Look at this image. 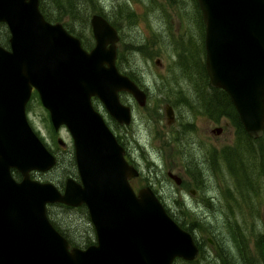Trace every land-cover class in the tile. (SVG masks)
I'll return each mask as SVG.
<instances>
[{
    "label": "water",
    "instance_id": "1",
    "mask_svg": "<svg viewBox=\"0 0 264 264\" xmlns=\"http://www.w3.org/2000/svg\"><path fill=\"white\" fill-rule=\"evenodd\" d=\"M195 1L208 84L227 96L246 136L260 139L264 0ZM88 22L93 47L86 51L61 24L44 20L38 0H0V24L8 33V50L0 47V264L190 262L197 256L191 235L172 221L148 188L134 195L128 179L136 172L91 106L90 99H97L117 124L127 125L128 109L117 94L128 93L140 107L145 96L115 67V30L98 15ZM31 88L53 129L63 126L72 140L80 184L67 179L62 193L29 177L55 164L25 118ZM170 114L166 108L168 121ZM47 204L83 205L95 244L71 247L49 223Z\"/></svg>",
    "mask_w": 264,
    "mask_h": 264
},
{
    "label": "rangeland",
    "instance_id": "2",
    "mask_svg": "<svg viewBox=\"0 0 264 264\" xmlns=\"http://www.w3.org/2000/svg\"><path fill=\"white\" fill-rule=\"evenodd\" d=\"M56 1L57 8L46 1V10L53 18L58 16L57 23L68 29L84 50L93 47L89 18L103 15L117 32V70L129 71L146 93L143 108L130 99L127 127L109 118L97 99L92 106L110 131L122 139L139 174L132 181L135 191L151 185L166 214L199 247L195 261L175 260L172 264H258L254 240L257 233H264V171L255 174L253 192L245 197L236 162L238 149L246 143L255 154L251 161L256 172L264 136L259 144L240 140L241 124L234 118V109L225 104L221 90L208 86L201 47L203 25L194 1ZM4 29L0 28V39ZM165 105L171 107H167L173 116L171 124L164 119ZM26 118L57 158L49 172H31L30 178L61 189L64 177L74 171L70 137L63 127L53 131L37 96L28 102ZM214 129H219V134L210 136L208 131ZM56 138L64 142L65 150L58 151ZM167 172L178 178L180 185L168 180ZM47 214L77 248L94 243L92 227L82 212L51 205Z\"/></svg>",
    "mask_w": 264,
    "mask_h": 264
},
{
    "label": "flooded vegetation",
    "instance_id": "3",
    "mask_svg": "<svg viewBox=\"0 0 264 264\" xmlns=\"http://www.w3.org/2000/svg\"><path fill=\"white\" fill-rule=\"evenodd\" d=\"M167 1V0H166ZM194 1V4H195V8H196V10H197V13L199 14V17H200V20H201V15H200V12H199V9H198V7H197V5H196V1L195 0H193ZM38 5H39V2H38ZM202 23V22H201ZM109 24V23H108ZM114 30H115V28L111 25V24H109ZM115 32H116V30H115ZM116 36H117V32H116ZM7 39H8V37H7ZM117 41H118V37H117ZM80 42V41H79ZM117 43V42H116ZM80 45H81V43H80ZM1 47V46H0ZM202 50H203V54H204V49H203V41H202ZM2 48H4V49H6V50H8V47L6 46V47H2ZM83 49V48H82ZM86 51H88V50H86ZM115 61H116V59H115ZM115 67H116V65H115ZM117 69V68H116ZM118 71V70H117ZM118 73L120 74V75H124V76H126L131 82H133L134 84H135V86L137 87V89L139 90V91H141L143 94H144V96H145V102H146V93L144 92V90H142L141 89V86L138 84V83H140L138 80H136L134 77H132V75H131V73L129 72V71H127L126 72V74L125 73H120L119 71H118ZM134 78V79H133ZM208 86H209V84H208ZM210 87V86H209ZM211 88V87H210ZM32 96H37V93L34 91V89H32L31 88V90H30V93H29V97H28V100L26 101V103H25V105H24V114H25V118H26V109H27V106H28V102L30 101V99L32 98ZM37 98H38V96H37ZM117 98H118V102L123 106V107H126L127 109H128V115H129V122H128V124L127 125H125V126H122V127H127V126H129V124H130V122H131V108H130V99L133 101V103L134 104H136V106L138 107V108H143L144 107V105L142 106V107H140V106H138V104L133 100V98L131 97V95H129L128 93H126V92H119L118 94H117ZM39 100V99H38ZM93 100H95V98H91L90 99V102H91V106H92V102H93ZM123 100H126V101H123ZM39 103H40V101H39ZM165 108L163 109V113H164V110L167 108V107H169V108H171L170 106H168V105H165L164 106ZM92 108H93V106H92ZM93 110L94 111H96L94 108H93ZM171 110V109H170ZM97 112V111H96ZM98 113V112H97ZM99 114V113H98ZM100 116H101V118H102V115L101 114H99ZM164 117H165V115H164ZM109 118H111V117H109ZM112 119V118H111ZM165 119V122H166V124H171L172 122H173V116H172V112H171V114H170V121H168L167 120V118L165 117L164 118ZM26 120H27V118H26ZM102 120L104 121V119L102 118ZM115 122V121H114ZM168 122H170V123H168ZM28 123V122H27ZM105 123V125H106V122H104ZM116 123V122H115ZM117 124V123H116ZM29 125V124H28ZM118 125V124H117ZM107 126V125H106ZM118 126H120V125H118ZM52 127V126H51ZM61 127H63V126H60V127H58L56 130H54L53 129V127H52V129H53V131L54 132H57L58 131V129L59 128H61ZM108 127V126H107ZM31 128V127H30ZM64 128V127H63ZM65 129V128H64ZM109 129V128H108ZM66 130V129H65ZM33 131V130H32ZM109 131H110V129H109ZM112 131V130H111ZM110 131V132H111ZM211 131L212 130H209L208 131V133H209V135L210 136H214L215 135V133H211ZM113 132V131H112ZM111 132V134L113 135V137L115 138V140H116V142H117V144L122 148V150H123V159H124V161L127 163V165H129V166H131L132 167V169H134V171L136 172V176H134V177H131L130 179H128V185H129V187L131 188V190H132V192L134 193V195H136L137 194V192L138 191H140V190H142V189H145V188H148L150 191H151V193L154 195V197L157 199V201L160 203V201H159V199H158V197L156 196V194L153 192V190L151 189V185H147V186H143V187H140L138 190H136L135 191V189H134V187H133V184H132V181L133 180H136L138 177H139V174H138V171L133 167V162L131 161V159H130V156H129V153H128V151L126 150V149H124L123 148V143H122V139L119 137V135H117V134H115L114 132V134ZM33 133H34V131H33ZM35 135H36V137L39 139V141L42 143V145H43V147L45 148V150L55 159V164H54V166L56 165V163H57V158H56V154L52 151H50V149L41 141V139L37 136V134L36 133H34ZM70 137V136H69ZM70 140H71V138H70ZM120 142H121V144H120ZM55 144H56V146H57V148H58V151H59V149H61V150H65V148H66V146H65V144H64V142H62V140L60 139V138H56V140H55ZM73 145H72V140H71V147L69 148V150H70V152H71V154H72V159H71V163L73 164V166H74V171L71 173V174H69V175H67V176H65L64 177V179H63V182H62V184H61V186H62V188L61 189H59V188H57L56 186H54L53 184V186L60 192V193H62V190H63V186H64V184H65V181L67 180V179H70V180H72V181H74L75 183H77V184H80V182H79V179H78V175H77V171H76V167H75V163H74V159H73V147H72ZM68 149V148H67ZM62 152H64V151H62ZM54 166L52 167V168H50L49 170H47L46 172H49L51 169H53L54 168ZM46 172H43V173H46ZM11 173H12V177H13V175L14 174H16V172L15 171H11ZM31 173V172H30ZM30 173H29V177H30ZM38 173V172H37ZM42 173V174H43ZM170 176L172 177V176H174V175H172V174H170V173H166V177L168 178V180H170V181H172L174 184H175V182H174V180L173 179H171L170 178ZM175 177V176H174ZM14 179H15V181H19V178H18V174H16V176L15 177H13ZM30 179H32V178H30ZM33 180V179H32ZM33 181H36V180H33ZM36 182H39V181H36ZM39 183H48V182H39ZM180 183H181V181L179 180V183L178 184H175V185H180ZM51 184V183H50ZM193 191H189V194L190 195H193ZM161 204V203H160ZM51 205H58V206H60V207H63V208H69V209H74V210H78V211H80V212H82L84 215H86L87 216V218H88V215H87V211H86V208L83 206V205H80V206H77V207H70V206H65V205H62V204H47V205H45V215H46V217H47V219H48V221H49V223L52 225V227L54 226V224L51 222V220L49 219V217H48V214H47V209H48V207L49 206H51ZM83 210H84V212H83ZM165 211V210H164ZM88 221H89V219H88ZM91 225V224H90ZM92 227V226H91ZM54 229L56 228L55 226L53 227ZM57 231V230H56ZM92 231H93V228H92ZM58 233V232H57ZM188 233V232H187ZM93 234H94V231H93ZM61 235V234H60ZM63 235V234H62ZM61 235V236H62ZM67 242H68V244L71 246V247H75V248H77L75 245H73V244H71L70 243V241L66 238V236L65 235H63L62 236ZM191 238H192V240H193V242H194V239H193V237L191 236ZM207 243L211 246L213 243L212 242H210V241H208V239H207ZM95 244V237H94V243L93 244H91V245H94ZM195 245V244H194ZM87 246H90V245H87ZM87 246H85L84 248H86ZM196 246V245H195ZM84 248H78V249H84ZM196 248H197V256H198V249H199V247H197L196 246ZM196 256V257H197ZM175 260H180V259H175ZM174 260V261H175ZM173 261V262H174ZM182 261V260H181ZM193 261H195V259L194 260H192V261H190V262H193ZM172 262V263H173ZM183 262H185V261H183ZM190 262H186V263H190Z\"/></svg>",
    "mask_w": 264,
    "mask_h": 264
},
{
    "label": "trees",
    "instance_id": "4",
    "mask_svg": "<svg viewBox=\"0 0 264 264\" xmlns=\"http://www.w3.org/2000/svg\"><path fill=\"white\" fill-rule=\"evenodd\" d=\"M46 1L48 2V4H50L53 8H57V1L56 0H38L39 5H38V9L40 14L42 15V17L44 18V20L48 23H57L58 21V16H54V18L52 16H50L49 11L46 10V8H48V4H46ZM58 10V9H55ZM98 16H101L103 18V15L99 14ZM4 27L3 24H0V28ZM68 33L69 30H66ZM4 37L2 39H0V46L1 47H6L7 46V31L6 28L4 29ZM221 95L223 97V100L225 101V104H227V106L233 111V107L231 105V103L229 102L227 96L222 92ZM234 114V118L236 120H238L237 116L235 113ZM241 126V125H240ZM240 132H241V138L240 140H245L247 142H251V141H255L258 142L263 136H264V128H263V136L260 139L257 140H251L248 136H246V134L243 132L242 127L239 128ZM260 143V141L258 142V144ZM258 159H259V166L257 171L253 172V162L251 160H253L255 158V154L254 152L248 147V145L246 143H243L242 146H240V149H238V161L236 163H238V167L236 166V168L241 172V187L242 190L244 191V196L248 197L251 196L252 192H253V182H254V178H255V174H258V171L263 172V148L260 149L258 152ZM16 174L13 175V177H15ZM84 212V210H83ZM54 227V226H53ZM55 230H57V232L59 234H63L61 233L57 228H55ZM185 231V230H184ZM187 232V231H186ZM64 235V234H63ZM62 235V236H63ZM254 247L255 250L257 252V258H258V264H264V233H257L255 240H254ZM256 258V259H257ZM257 261V260H256ZM191 263V262H190Z\"/></svg>",
    "mask_w": 264,
    "mask_h": 264
}]
</instances>
